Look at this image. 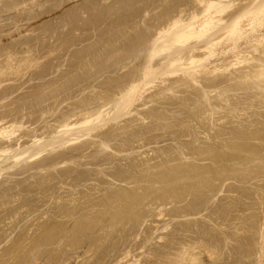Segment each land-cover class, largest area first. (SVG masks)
Wrapping results in <instances>:
<instances>
[{"label":"rangeland","instance_id":"374dc122","mask_svg":"<svg viewBox=\"0 0 264 264\" xmlns=\"http://www.w3.org/2000/svg\"><path fill=\"white\" fill-rule=\"evenodd\" d=\"M218 1L0 0V264H264V0Z\"/></svg>","mask_w":264,"mask_h":264},{"label":"bare ground","instance_id":"6f19581e","mask_svg":"<svg viewBox=\"0 0 264 264\" xmlns=\"http://www.w3.org/2000/svg\"><path fill=\"white\" fill-rule=\"evenodd\" d=\"M257 1V0H256ZM201 2V1H200ZM219 1L217 0V2H214V1H209V0H207V2H206V5H205V8L203 9L204 11H202L203 12V15H202V20L199 22V24H198V27H201L202 29L203 28H205V30L208 28V25H210L212 22V24H214V20L216 19V21H222V20H220L219 18L220 17H217V14H219L220 13V11L222 12V10H220V8H219V3H218ZM222 2V1H221ZM205 4V3H204ZM255 4H258V3H255ZM5 5V4H4ZM3 5V6H4ZM14 5V4H13ZM232 5V4H231ZM253 5V4H252ZM15 6V5H14ZM204 6V5H203ZM217 6V7H216ZM254 6V5H253ZM251 6L252 8L250 9V8H246V10H239V11H241L242 13L240 14L239 13V16L237 15V17H236V15L234 16V17H236V18H233L232 20H230V22H228V24L227 25H225V26H223L224 28V32H225V34L227 33V35L228 36H234V38H235V40H238L239 38L241 39V37H243V36H245V32L247 31L248 33H250L251 31H255V29L254 28H256L257 26L260 28V26H262V25H264V2H261V3H259L258 5H256V6ZM231 7V6H230ZM229 7V8H230ZM250 7V6H249ZM10 9V8H9ZM241 9V8H240ZM248 9V10H247ZM6 10V9H5ZM19 10V9H18ZM223 11H224V9H223ZM21 12V11H20ZM235 13H238V12H235ZM248 13H250L252 16H251V20H250V22L249 21H247V23L246 24H244V25H240L239 24V22H241L242 20H241V16H243L244 17V15H247ZM232 15V14H231ZM193 17H191L192 19H194V15H192ZM248 16H249V14H248ZM242 17V18H243ZM247 17V16H246ZM250 18V17H249ZM179 19V18H178ZM190 20V19H189ZM239 20H241V21H239ZM248 20V19H247ZM174 21V20H173ZM176 22L177 21H175V22H173V25H175L176 24ZM189 22V21H188ZM220 23V22H219ZM215 24H217V23H215ZM220 24H222V22L220 23ZM222 25H224V24H222ZM221 25V26H222ZM194 25L192 24V22H190L189 24L187 23V25L183 28V29H177V30H175L173 33H170L169 35L171 36V41L172 42H182L181 40L182 39H187L188 37H190L191 35H196L198 32H197V30H195L194 31V27H193ZM215 26H217V25H215ZM245 26H246V29H245ZM247 26H248V29H247ZM207 27V28H206ZM210 27V26H209ZM262 27H264V26H262ZM64 28V27H63ZM211 28V27H210ZM214 28V27H213ZM218 28H220V27H218ZM73 29V28H72ZM209 29V28H208ZM207 29V30H208ZM221 29V28H220ZM257 30V29H256ZM200 31V30H199ZM216 31H218V30H216ZM201 32V31H200ZM246 32V33H247ZM253 32H251L250 34H252ZM262 32H264V31H262ZM66 33V32H65ZM247 33V34H248ZM159 34V33H158ZM246 34V35H247ZM256 34V33H255ZM260 34V33H259ZM261 36H262V34H260ZM49 36V35H48ZM163 37V36H162ZM248 37V36H247ZM252 37H254V36H252ZM256 35H255V37H254V41L255 42H257V44L262 40V38L260 37V39L258 40V39H256ZM169 38V37H168ZM259 38V37H258ZM212 39V40H211ZM230 39H232V38H230ZM245 39V38H244ZM247 39V40H246ZM245 40H246V42H250V36H249V38H246ZM249 39V40H248ZM208 40V39H207ZM234 40V42H233V44H231L232 46H228L229 47V50H233V49H235V47H234V44H235V42H237V41H235ZM244 40V41H245ZM15 42V41H14ZM206 43L204 44V49H210V47L212 46V45H214V43H217V39H213V38H211L210 37V40L209 41H205ZM238 43V42H237ZM244 44V43H243ZM245 44H247V43H245ZM253 44V43H252ZM21 45V44H20ZM140 45V44H139ZM216 45V44H215ZM253 45H256L255 43L253 44ZM22 46V45H21ZM237 47H238V45H236ZM242 46V45H241ZM251 46V45H250ZM249 46V47H250ZM256 46H254L253 48H255ZM223 48V47H222ZM245 48V47H244ZM252 48V49H253ZM59 49V48H58ZM154 49V48H153ZM152 50V49H151ZM157 50V49H156ZM225 50V49H224ZM61 51V50H60ZM221 51V50H220ZM228 51V50H227ZM246 51V50H245ZM244 51V52H245ZM255 51V50H254ZM11 52V51H10ZM153 52H155V50H153ZM216 52V51H215ZM224 52V51H223ZM229 52V51H228ZM238 52V51H237ZM240 52H242L241 50H240ZM249 52V51H248ZM1 53V52H0ZM209 53V52H208ZM211 53V52H210ZM230 53V52H229ZM232 53V52H231ZM246 53H247V51H246ZM250 53V52H249ZM262 53H264V52H262ZM219 54V53H218ZM220 54H221V52H220ZM131 55V54H130ZM210 55V54H209ZM224 56V55H223ZM16 59V58H15ZM29 59V58H28ZM42 59V58H41ZM174 60V59H173ZM171 61V60H170ZM172 62V61H171ZM9 63H7V64H5V65H8ZM11 64V63H10ZM18 64V63H17ZM4 65V66H5ZM16 65V64H15ZM35 65V64H34ZM11 66H12V64H11ZM11 66H9L8 65V67L10 68ZM36 66V65H35ZM47 66V65H46ZM16 68V67H15ZM45 68V67H44ZM62 68V67H61ZM2 69V68H1ZM26 69V68H25ZM41 69V68H40ZM15 70V69H14ZM17 70V69H16ZM27 70V69H26ZM18 71V70H17ZM15 72V71H14ZM198 72V71H197ZM2 73V72H1ZM12 73V72H11ZM23 73V72H22ZM50 73V72H49ZM239 73V72H238ZM246 75V74H245ZM259 76V75H258ZM262 76V75H261ZM237 77V76H236ZM239 78V77H238ZM244 78V77H243ZM262 78H264V76H262ZM241 79V78H240ZM261 79V78H260ZM69 84V83H68ZM131 85V84H130ZM133 85V84H132ZM42 86V85H41ZM131 89V88H130ZM39 90V89H38ZM59 90V89H58ZM56 91H57V89H56ZM35 92V91H34ZM39 92V91H38ZM50 92V91H49ZM29 93V92H28ZM25 95V94H24ZM40 96V95H39ZM43 96V95H42ZM28 98V97H27ZM105 99V98H104ZM127 99L128 98H126V101H127ZM99 100V99H98ZM124 104H125V102H123ZM127 103V102H126ZM33 104V103H32ZM120 104V103H119ZM123 104V105H124ZM15 105V104H14ZM44 105V104H43ZM126 105V104H125ZM102 106V105H101ZM94 107V106H93ZM9 109V108H8ZM10 110V109H9ZM98 110V109H97ZM81 113V112H80ZM86 113H87V111H86ZM89 113V112H88ZM91 113V112H90ZM2 115V114H1ZM85 115V114H84ZM78 116V115H77ZM13 117V116H12ZM69 119V118H68ZM71 120V119H70ZM55 121V120H54ZM3 122V121H2ZM13 124V123H12ZM54 124H56V123H54ZM70 125V124H69ZM68 127V126H67ZM4 128V127H3ZM33 130V129H32ZM96 131V130H95ZM31 132V131H30ZM34 132V131H33ZM36 133V132H35ZM48 134V133H47ZM51 135V134H50ZM40 139V138H39ZM0 142H2V141H0ZM1 146V145H0ZM51 146V145H50ZM3 147V146H2ZM14 148V147H13ZM3 150V149H2ZM1 150V151H2ZM4 151V150H3ZM6 151V150H5ZM42 151V150H41ZM38 153V152H37ZM36 154V153H35ZM34 155V154H33ZM37 155V154H36ZM35 155V156H36ZM32 156V155H31ZM33 157V156H32ZM7 167V166H6ZM7 171V170H6ZM118 195V194H117ZM262 216H264V215H262ZM262 230H264V228H262ZM262 234V233H261ZM262 238H264V237H262Z\"/></svg>","mask_w":264,"mask_h":264}]
</instances>
